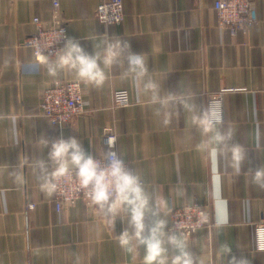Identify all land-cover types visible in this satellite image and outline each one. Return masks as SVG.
Instances as JSON below:
<instances>
[{
    "label": "crops",
    "instance_id": "0c3cea01",
    "mask_svg": "<svg viewBox=\"0 0 264 264\" xmlns=\"http://www.w3.org/2000/svg\"><path fill=\"white\" fill-rule=\"evenodd\" d=\"M101 1L59 0L69 37L89 53L90 34L127 40L133 52L145 55L166 91L194 92L202 104L223 88H236L223 96L226 125L249 148L251 164L243 170L264 164V148L255 149L257 142L264 144V0H254L255 24L236 35L217 26L214 0H124V20L107 25L95 16ZM52 7V0L0 1V117L15 115L20 131L15 144L8 121L0 118V264H77V257L79 264H143V248L128 253L119 246L117 235L125 228L119 217L113 230L81 199L57 212L54 196L40 191L32 164H25V157H46L48 150L36 142L40 136H74L88 153L102 157L112 149L109 133L116 135L114 148L122 158L166 198V230L171 206L198 201L212 211L217 224L186 238L201 264H229L233 256L264 264V252L254 248V225L264 220V190L247 176L235 177L223 161H206L195 149L199 137L186 113L158 112L146 101L136 102L130 82L117 72L100 89L81 83L85 110L68 123L53 125L39 114L46 87L75 79L69 73L48 76L23 45L36 29L33 17L49 20ZM121 89L128 91L129 103L113 107V92ZM30 203L36 206L28 208ZM220 221H226L222 228Z\"/></svg>",
    "mask_w": 264,
    "mask_h": 264
},
{
    "label": "clouds",
    "instance_id": "9594fccd",
    "mask_svg": "<svg viewBox=\"0 0 264 264\" xmlns=\"http://www.w3.org/2000/svg\"><path fill=\"white\" fill-rule=\"evenodd\" d=\"M85 39L92 41L91 53L79 40L60 30L53 42L36 45L39 50L37 64L52 78L69 73L78 82L94 89L103 88L118 72L121 81L130 82L136 102L146 101L158 112L180 110L189 116L191 127L199 137L195 149L206 161H223L235 177L247 176L255 188L264 190V164L243 170L245 163L251 164L249 148L239 143L235 129L226 125L222 101L218 97H209L202 104L194 92L166 91L145 55L133 52L130 43L119 36L94 33ZM61 41L63 46L53 51L52 46ZM0 118L8 121V132L18 144V118L7 114ZM36 142L42 150H48L47 155L32 162L25 157V164H32L40 191L47 196L64 198L82 193L113 230L119 217L125 223L124 230L117 235L119 246L128 253L143 248V264H201L189 251L179 224L166 230L168 219L163 214L168 203L166 198L148 187L119 153L108 151L98 159L74 136L53 140L40 136ZM261 148L264 144L257 142L255 149ZM14 178L20 185L25 183L19 171L14 173ZM225 224L226 221L219 222L221 228ZM255 244L258 251L264 252V225L256 228ZM230 252L231 248L226 245L225 254ZM229 264H250V261L243 256H233Z\"/></svg>",
    "mask_w": 264,
    "mask_h": 264
},
{
    "label": "built area",
    "instance_id": "2783aa9c",
    "mask_svg": "<svg viewBox=\"0 0 264 264\" xmlns=\"http://www.w3.org/2000/svg\"><path fill=\"white\" fill-rule=\"evenodd\" d=\"M254 5V0H214L213 9L217 19V26L227 29L231 35L246 33L257 21L254 14ZM52 6V16L49 20L44 21L39 16L33 17L32 22L36 29L23 41V45L32 49L36 61L39 54V50L36 48L38 43L53 42L60 30H63L66 36H69L66 22L60 14L59 0H52ZM95 16L105 25L121 23L125 18L124 0H102L95 10ZM62 46V41L57 42L52 46V50L54 51ZM235 90L237 89L223 88L210 97H218L222 101L224 111V94L227 91ZM42 93L39 114L53 125L62 126L85 110L82 85L75 79L53 81ZM113 95V107H123L129 103L130 96L127 90H116L113 92ZM107 141L109 145L111 142V151L118 153L114 148L116 135L109 133L107 135ZM97 158L99 159V157ZM124 161L132 169V162L126 159ZM79 199L87 201L83 194L79 193L71 198L54 196L53 202L57 212H60L63 207ZM34 206H36L34 203H30L28 208H33ZM211 212L207 205L198 201L171 206V223L168 230L172 229L175 224H179L183 229L184 236L186 238L191 237L198 229L212 228L213 225L217 224L215 220L211 219ZM262 225H264V220L258 221L254 225L255 250H257L255 244L256 228Z\"/></svg>",
    "mask_w": 264,
    "mask_h": 264
}]
</instances>
